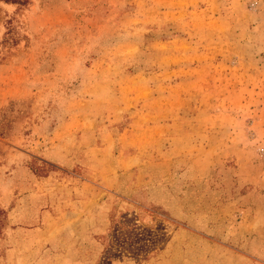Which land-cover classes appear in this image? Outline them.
<instances>
[{"label": "rangeland", "instance_id": "rangeland-1", "mask_svg": "<svg viewBox=\"0 0 264 264\" xmlns=\"http://www.w3.org/2000/svg\"><path fill=\"white\" fill-rule=\"evenodd\" d=\"M0 264H264V0H0Z\"/></svg>", "mask_w": 264, "mask_h": 264}, {"label": "trees", "instance_id": "trees-1", "mask_svg": "<svg viewBox=\"0 0 264 264\" xmlns=\"http://www.w3.org/2000/svg\"><path fill=\"white\" fill-rule=\"evenodd\" d=\"M6 1H11V2H15V3H21L22 0H6Z\"/></svg>", "mask_w": 264, "mask_h": 264}]
</instances>
